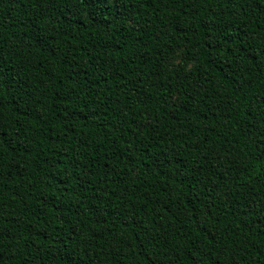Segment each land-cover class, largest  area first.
<instances>
[{
  "label": "trees",
  "instance_id": "1",
  "mask_svg": "<svg viewBox=\"0 0 264 264\" xmlns=\"http://www.w3.org/2000/svg\"><path fill=\"white\" fill-rule=\"evenodd\" d=\"M0 264H264V0H0Z\"/></svg>",
  "mask_w": 264,
  "mask_h": 264
}]
</instances>
